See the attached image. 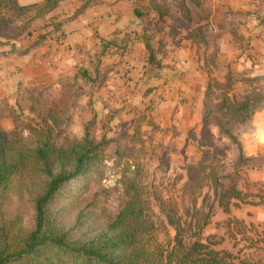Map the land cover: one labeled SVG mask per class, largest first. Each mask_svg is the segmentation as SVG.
I'll list each match as a JSON object with an SVG mask.
<instances>
[{
    "label": "rangeland",
    "instance_id": "1",
    "mask_svg": "<svg viewBox=\"0 0 264 264\" xmlns=\"http://www.w3.org/2000/svg\"><path fill=\"white\" fill-rule=\"evenodd\" d=\"M238 1L233 8L230 3L216 5L221 15L218 33L212 30L214 22L203 21L209 19L214 0H155L149 5L162 16L147 13L135 27L112 32L110 40L88 24L87 44L73 51L58 47L63 36L59 41H34L46 30L37 20L25 25L32 34L25 35V30L21 40L0 37V127L11 135L53 117L58 143L80 139L86 129L96 140L104 137V185L116 178L111 168L114 152H129V160L141 162L145 182L174 204L182 222L209 215L203 240H212L237 258L264 259V207L239 203L226 212L218 204L232 185L243 191L258 187L246 180L250 163L239 160L237 142L224 128L242 138L239 142L252 141L261 132L264 100L252 106L253 114L243 124L223 110L202 128L208 76L220 83L228 72L236 77L264 74V4ZM102 2L90 0L85 6ZM137 5L127 1L123 9L144 10V4ZM247 7L252 15L243 13ZM32 12L12 16L16 26ZM134 33L149 35L161 66L145 60L143 44L132 43ZM201 59L205 65L198 68ZM233 84L229 94L237 100L264 92V79ZM213 92L219 94L220 88L213 87ZM151 207L154 220L166 223L153 197ZM167 230L172 236L174 230ZM158 238L164 241V232Z\"/></svg>",
    "mask_w": 264,
    "mask_h": 264
},
{
    "label": "trees",
    "instance_id": "2",
    "mask_svg": "<svg viewBox=\"0 0 264 264\" xmlns=\"http://www.w3.org/2000/svg\"><path fill=\"white\" fill-rule=\"evenodd\" d=\"M61 1L20 5L17 0H0V37L21 40L27 23L48 17ZM30 10L32 14L16 26L12 16ZM134 13L144 15L135 8ZM43 28L34 41H59L64 36L60 20L49 17ZM135 38L143 44L148 63L161 66L149 35ZM208 77L202 128L223 110L232 120L244 122L253 114L252 106L264 100V92L246 93L241 100L229 94L234 82L251 83L264 79V74L236 77L228 72L220 83ZM213 87L220 93L214 94ZM49 118L11 135L0 127V264H264V259L237 258L216 248L212 240H203L201 232L209 215L182 222L174 204L166 203L145 182L141 162L129 160V152H114L111 168L116 178L112 185H104L108 140H96L86 129L82 138L58 143L57 121ZM224 132L237 142L239 160L252 168L264 167V154L245 157L235 134L228 128ZM151 197L166 223L154 220ZM239 203L264 204V184L255 191L232 185L218 198L226 212ZM167 226L174 230L172 236ZM159 232H164V241Z\"/></svg>",
    "mask_w": 264,
    "mask_h": 264
},
{
    "label": "crops",
    "instance_id": "3",
    "mask_svg": "<svg viewBox=\"0 0 264 264\" xmlns=\"http://www.w3.org/2000/svg\"><path fill=\"white\" fill-rule=\"evenodd\" d=\"M40 1L42 0H18V3L20 5H28ZM87 1L90 0H63L58 4L54 11L49 14L48 17H40L39 19H37L38 22L42 23L50 17L54 20H60L62 22V31L65 35L63 36V39H61L59 43L60 45H58V47L60 46V49H63L64 47H70L73 51L79 45L85 43L87 44V39H85L84 36L88 35L89 33L90 27H87L88 24L90 26H94L93 28L98 29L101 36L106 37L110 40V38H112L113 36V34L111 35L112 32H119L123 27H125V25H131V27H135L137 23L141 22V17L147 15V13H154L159 16L163 15V12L160 11L159 8H153V6L149 5V1L154 3L155 0H102L103 2L101 4L93 5L90 7L85 6ZM127 1L132 2V4L136 2L138 4V8L143 7L142 5H140V3L144 4V10L143 8L140 10L145 11L144 15L140 17L137 16L134 13V8H131L132 11H129V9H123L124 2L127 3ZM244 1L246 2V5L253 6L252 3L254 0H241L240 3L244 4ZM249 1H251L252 3L248 4ZM260 1L262 2V4H264V0H258L257 2ZM238 2V0H214V5L212 4V2H210L212 4L213 11L209 15V19L203 20L204 23L207 24V22H214V28L212 30L217 33L221 32L222 29L218 24L220 22L219 17L221 15H219L220 10L215 8L216 5L221 3H230L231 8H233L232 5H236ZM111 3L114 4L110 5ZM249 8L250 7L243 8V13H246V15H252L248 10ZM211 26L212 24H208V27ZM133 36H135V33ZM92 38L95 42L98 40L99 43L98 38H96L95 36H93ZM132 43L135 46L137 41H135L134 39L132 40ZM145 60H147V56ZM204 65L205 63L202 59L197 64L198 68H200L199 66L203 67ZM245 122L246 121L237 123L243 124ZM241 139L242 138H240L239 140L241 141ZM248 141L249 140L244 139L242 140V142H240L245 157L264 154V121L261 124V132L259 133V135L255 136L252 141L250 140V143ZM244 176L246 180L248 182H251L252 184H264V167L252 168L249 166V168L246 169V173H244ZM257 207H264V205H257Z\"/></svg>",
    "mask_w": 264,
    "mask_h": 264
}]
</instances>
